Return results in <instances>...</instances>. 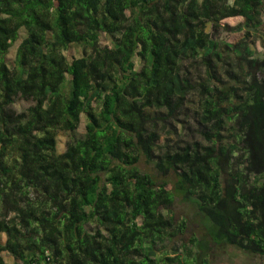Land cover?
Instances as JSON below:
<instances>
[{"label":"trees","instance_id":"16d2710c","mask_svg":"<svg viewBox=\"0 0 264 264\" xmlns=\"http://www.w3.org/2000/svg\"><path fill=\"white\" fill-rule=\"evenodd\" d=\"M231 15L264 0H0V264H179L195 216L264 256V53L211 38ZM189 102L202 140L159 144Z\"/></svg>","mask_w":264,"mask_h":264},{"label":"rangeland","instance_id":"374dc122","mask_svg":"<svg viewBox=\"0 0 264 264\" xmlns=\"http://www.w3.org/2000/svg\"><path fill=\"white\" fill-rule=\"evenodd\" d=\"M243 17L231 15L228 16L221 21L217 22L218 26H215L213 23H209L207 25V31L211 34V38L217 41L225 42V43H236L240 40V38L244 35L245 31H249V38L247 42L249 43V47L253 56L260 57L264 53V45L261 41L262 35L264 32V25L255 30H249L245 24H243ZM226 25V26H223ZM100 43L105 45L108 43L107 38L103 33L100 35ZM18 40L15 41L8 50L6 55L7 64H11L13 61V55L15 48L17 46ZM220 49L223 51V55L225 56L227 53V48L221 44ZM68 57L72 55H77L78 51L75 50V47L71 46L65 51ZM200 73V72H199ZM259 77L264 76V73H258ZM192 100L193 97H190ZM27 105V101L20 99L15 103L16 108H21ZM193 104L189 102L186 106L174 114L173 116H169L165 114V112H153L152 115H159L160 118L156 122V127L160 133V138L158 139L159 144L168 143L169 145L174 144H182L187 141L194 140H202L201 135L198 132V124L196 122V118L194 114H192ZM227 128L223 130L224 138L227 143H231L234 141V137L231 136V130ZM85 130V120L82 117L80 124L75 130V134H82ZM70 138V134L67 132L59 131L57 134V152L63 151L65 147L66 141ZM201 143L205 144L204 141ZM175 217L179 219L180 215L187 212L186 206L184 203L177 202L175 204ZM190 213V212H189ZM191 225L189 220L188 226ZM188 229L185 234L181 237V240H186L188 235ZM1 241H4V235H1ZM3 258L7 264H14L15 260L5 251L2 252ZM188 261V260H187ZM190 263V261H188Z\"/></svg>","mask_w":264,"mask_h":264},{"label":"crops","instance_id":"0c3cea01","mask_svg":"<svg viewBox=\"0 0 264 264\" xmlns=\"http://www.w3.org/2000/svg\"><path fill=\"white\" fill-rule=\"evenodd\" d=\"M189 228L186 240L192 239L190 252H180L179 264H264L262 255L244 252L224 241H214L196 216L191 218Z\"/></svg>","mask_w":264,"mask_h":264}]
</instances>
